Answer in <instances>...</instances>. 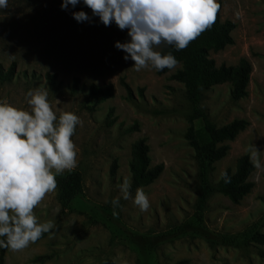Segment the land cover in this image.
I'll return each mask as SVG.
<instances>
[{"label": "rangeland", "instance_id": "1", "mask_svg": "<svg viewBox=\"0 0 264 264\" xmlns=\"http://www.w3.org/2000/svg\"><path fill=\"white\" fill-rule=\"evenodd\" d=\"M219 1L220 20L235 25L232 43L208 56L216 66L248 61L246 94L233 99L230 82H223L201 90L193 102L184 85L170 79L179 64L160 75L150 68L135 71L114 47L115 41L128 39L127 31L114 23L104 26L83 3L62 10L61 0H8L0 10V68L4 72L14 64V74L0 80V97L27 110L25 93L43 87L57 115L71 111L79 117L71 137L77 160L71 171H79L82 181L64 208L57 188L45 195L33 212L53 228L22 250L6 249L3 264H264L258 255L264 247L249 239L255 231L264 233V0ZM77 10L90 22L74 20L71 13ZM46 72L55 73L54 87L46 82ZM74 77L79 87L71 93ZM105 83L113 85L112 97L95 101L89 96L90 84ZM195 109L202 115H194ZM203 118L216 127L247 121L223 142L228 150L207 175L215 187L220 173H232L247 154L252 188L237 203L216 190L199 201V165L185 133L191 119L200 127ZM134 124L137 129L130 130ZM139 138L149 147L150 165H163L154 181L139 187L150 207L141 212L133 204L138 187L131 184L130 198L113 208L122 180L131 182V144ZM46 254L50 257L35 260Z\"/></svg>", "mask_w": 264, "mask_h": 264}, {"label": "clouds", "instance_id": "2", "mask_svg": "<svg viewBox=\"0 0 264 264\" xmlns=\"http://www.w3.org/2000/svg\"><path fill=\"white\" fill-rule=\"evenodd\" d=\"M83 3L104 26L114 23L126 30L128 39L115 41L122 58L132 67L173 69L177 59L162 54L161 45L177 51L187 47L201 32L210 28L220 7L217 0H61L59 7L68 10ZM8 0H0V10ZM74 20L90 22L83 10L71 13ZM49 89L40 87L25 93L27 110L0 97V248L22 250L35 243L53 228L51 221L41 222L33 209L47 193L56 189V177L76 167V146L71 137L79 117L71 111L57 115L48 101ZM255 167H261L255 160ZM225 183L226 172L220 173ZM119 197L111 200L113 208L120 199L130 198V178L120 183ZM132 202L141 212L150 207L142 188H136Z\"/></svg>", "mask_w": 264, "mask_h": 264}, {"label": "trees", "instance_id": "3", "mask_svg": "<svg viewBox=\"0 0 264 264\" xmlns=\"http://www.w3.org/2000/svg\"><path fill=\"white\" fill-rule=\"evenodd\" d=\"M220 7L216 14V19L210 28L200 33L194 40L189 42L187 47L177 51L170 45H161L159 51L171 53L180 65L171 75L170 79L181 82L186 90L188 97L193 101H197L201 90L212 85L230 82V95L233 99H238L246 94V85L249 80L251 66L248 61L242 60L237 66H226L224 64L215 65L210 58L209 52L219 51L226 45L232 43L231 31L234 23L230 20H220L221 2L217 0ZM169 69L165 68L156 71L160 75L166 73ZM14 74V64L3 72L0 68V80L9 81ZM44 78L48 85L54 87L56 75L55 73L46 72ZM120 85L124 88L126 97L131 98L132 92L130 86L121 78ZM79 80L74 77L70 84V92H77ZM88 94L95 101H101L113 96V85L111 83L96 86L90 84ZM201 116V112L195 109V114ZM247 121L245 119H234L231 122L220 127L214 126L207 119L203 118V124L200 127L193 125V119L190 120L185 137L191 145L194 155L199 165V201L203 202L205 197L216 190L226 196L231 202L237 203L243 196L250 192L252 182L248 180V176L253 169V163L247 154L242 155L236 164L235 170L231 173L225 172L230 177V181L225 183L219 178L217 185L212 186L207 175L211 170V164L221 159L227 152L228 146L223 144L225 141L232 140L240 131L245 129ZM130 130H136L134 124ZM149 147L144 138H139L131 144V161L129 163V171L131 176V184L133 187H141L154 181L163 169L161 163L150 165ZM115 162L111 166V172L114 171ZM82 176L79 171H71L65 176L56 178V188L58 191L57 198L62 208L66 207L69 201L77 194L81 187ZM249 239L256 245L264 247V233L255 231ZM6 248H0V264H3ZM258 255L264 258V251L259 250ZM50 257V254L40 255L35 260L41 261ZM179 261L175 264H183Z\"/></svg>", "mask_w": 264, "mask_h": 264}]
</instances>
